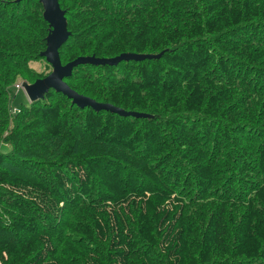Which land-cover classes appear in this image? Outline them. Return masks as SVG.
<instances>
[{"label":"trees","instance_id":"trees-1","mask_svg":"<svg viewBox=\"0 0 264 264\" xmlns=\"http://www.w3.org/2000/svg\"><path fill=\"white\" fill-rule=\"evenodd\" d=\"M58 3L62 65L144 57L63 79L127 115L54 89L11 109L51 26L0 0V264H264V0Z\"/></svg>","mask_w":264,"mask_h":264},{"label":"water","instance_id":"water-1","mask_svg":"<svg viewBox=\"0 0 264 264\" xmlns=\"http://www.w3.org/2000/svg\"><path fill=\"white\" fill-rule=\"evenodd\" d=\"M44 8L43 16L51 26V31L47 36L46 49L42 53L46 61L51 64L53 71L44 78L37 79L33 83H22V89L29 101L37 100L43 97L48 89H54L61 92L64 96L71 99L72 103L81 107L89 106L95 111L109 110L118 114H125L120 108L108 103L95 102L94 100L84 97L72 90L65 82L73 67L80 63H92L96 65H114L121 60L141 59L144 56L136 54H120L114 58H96L94 56H80L62 65L59 59L58 51L61 45L67 40L69 32L66 29L64 11L60 9L58 0H39Z\"/></svg>","mask_w":264,"mask_h":264},{"label":"rangeland","instance_id":"rangeland-1","mask_svg":"<svg viewBox=\"0 0 264 264\" xmlns=\"http://www.w3.org/2000/svg\"><path fill=\"white\" fill-rule=\"evenodd\" d=\"M39 64V65H38ZM38 64H32L33 66H35L37 68V70L39 72H47V70H45L44 66H43V62L42 61H39ZM32 67V66H31ZM19 83V84H18ZM18 88L15 86V87H12V93H13V99L11 100V105H10V108L14 109V110H17L16 108L19 107V105L21 103H28V98L26 96V94L24 93V91L21 89L23 88L22 87V81H18ZM15 85V84H14Z\"/></svg>","mask_w":264,"mask_h":264},{"label":"built area","instance_id":"built-area-1","mask_svg":"<svg viewBox=\"0 0 264 264\" xmlns=\"http://www.w3.org/2000/svg\"><path fill=\"white\" fill-rule=\"evenodd\" d=\"M17 88H18V84L17 85H15Z\"/></svg>","mask_w":264,"mask_h":264}]
</instances>
